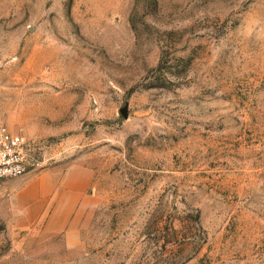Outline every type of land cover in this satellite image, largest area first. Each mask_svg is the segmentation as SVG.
Listing matches in <instances>:
<instances>
[{"label":"rangeland","instance_id":"obj_1","mask_svg":"<svg viewBox=\"0 0 264 264\" xmlns=\"http://www.w3.org/2000/svg\"><path fill=\"white\" fill-rule=\"evenodd\" d=\"M0 264H264V0H0Z\"/></svg>","mask_w":264,"mask_h":264},{"label":"built area","instance_id":"obj_2","mask_svg":"<svg viewBox=\"0 0 264 264\" xmlns=\"http://www.w3.org/2000/svg\"><path fill=\"white\" fill-rule=\"evenodd\" d=\"M29 139L0 120V188L9 179L27 174L33 167Z\"/></svg>","mask_w":264,"mask_h":264},{"label":"crops","instance_id":"obj_3","mask_svg":"<svg viewBox=\"0 0 264 264\" xmlns=\"http://www.w3.org/2000/svg\"><path fill=\"white\" fill-rule=\"evenodd\" d=\"M5 184V183H4Z\"/></svg>","mask_w":264,"mask_h":264}]
</instances>
